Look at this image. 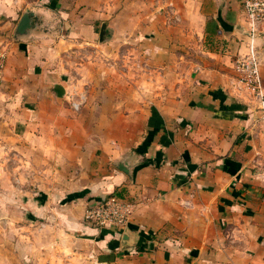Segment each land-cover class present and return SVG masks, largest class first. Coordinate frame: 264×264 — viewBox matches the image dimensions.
I'll return each mask as SVG.
<instances>
[{
    "label": "crops",
    "instance_id": "0c3cea01",
    "mask_svg": "<svg viewBox=\"0 0 264 264\" xmlns=\"http://www.w3.org/2000/svg\"><path fill=\"white\" fill-rule=\"evenodd\" d=\"M242 3L0 0V148L29 135L40 152L32 242L22 203L18 251L0 264H264V96L235 68L253 52L264 93V22L252 32ZM111 37L137 43L159 92L74 83L79 46ZM111 194L135 204L125 230L85 219Z\"/></svg>",
    "mask_w": 264,
    "mask_h": 264
},
{
    "label": "rangeland",
    "instance_id": "374dc122",
    "mask_svg": "<svg viewBox=\"0 0 264 264\" xmlns=\"http://www.w3.org/2000/svg\"><path fill=\"white\" fill-rule=\"evenodd\" d=\"M145 39L143 38L141 42ZM135 44L137 43L130 39L111 37L102 44L103 48L100 47L99 43L79 46V53L76 54L78 57L72 60V65L79 67H74V83L79 85L85 82L94 83L95 91H97L99 88L104 89L102 84L97 86L96 83L100 81H106L108 88L116 82L119 83L117 87L126 92L130 90L131 81L137 78L140 101L151 97L152 93L156 94L161 89L160 76L155 71L148 69L144 63L143 55L136 50ZM80 51H83V53H80ZM82 75L85 77L83 78ZM82 78L85 80L82 81ZM58 123L63 127L68 125L65 117L59 119ZM81 124L87 125V119L81 121ZM74 137H77V135H74ZM27 141L34 143L33 136L31 139L28 135ZM28 142L26 143V149L18 148V140L13 143L16 148L8 149L4 143V147L0 148V262L2 263L4 248L7 249L6 253L10 250L18 251L20 207L21 211L24 209L22 203L28 208L27 217L25 220L20 221L26 225L24 234H26L27 240L22 241L27 244L32 242L30 237L35 228V220L29 209L32 208L31 203H34L36 197H39L36 174L40 176L38 171L40 166L36 162L39 159L40 152H36L32 146L33 144ZM60 152L65 153L68 151ZM59 170H63L64 174L68 170V166L56 165L54 175L56 178L61 175ZM25 192L26 194L23 196L22 193ZM27 253L33 258L35 252L27 246ZM31 262L28 260L27 264H32Z\"/></svg>",
    "mask_w": 264,
    "mask_h": 264
},
{
    "label": "built area",
    "instance_id": "2783aa9c",
    "mask_svg": "<svg viewBox=\"0 0 264 264\" xmlns=\"http://www.w3.org/2000/svg\"><path fill=\"white\" fill-rule=\"evenodd\" d=\"M242 5L246 18L251 23L252 32H254L258 25L264 22V0H243ZM3 66V60L0 59V78ZM235 68L239 74L240 82L252 90L257 97L262 98L264 96L262 80L259 62L255 54L251 52L238 57L235 61ZM72 104L75 109L79 108L80 103L73 102ZM134 208L133 202L111 194L104 199H98L88 204L85 219L100 228L122 231L128 227Z\"/></svg>",
    "mask_w": 264,
    "mask_h": 264
},
{
    "label": "water",
    "instance_id": "95a60500",
    "mask_svg": "<svg viewBox=\"0 0 264 264\" xmlns=\"http://www.w3.org/2000/svg\"><path fill=\"white\" fill-rule=\"evenodd\" d=\"M32 26V21H31V15H30V12L27 11L26 13H24L19 25H18V33L19 34H26L28 29H30ZM106 29L103 28V32H102V38L101 40L104 41V37H103V34L105 33ZM122 169H124L125 171H127L128 169L126 167H122ZM125 233V232H124ZM123 233V234H124Z\"/></svg>",
    "mask_w": 264,
    "mask_h": 264
}]
</instances>
